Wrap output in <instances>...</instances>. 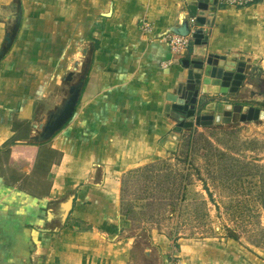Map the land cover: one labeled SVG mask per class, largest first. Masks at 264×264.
Segmentation results:
<instances>
[{"label":"crops","instance_id":"1","mask_svg":"<svg viewBox=\"0 0 264 264\" xmlns=\"http://www.w3.org/2000/svg\"><path fill=\"white\" fill-rule=\"evenodd\" d=\"M16 1L0 0V47ZM194 1L21 0L18 36L0 61V264H130L128 249L136 237L126 238L122 178L157 156L162 129L175 120L169 114L178 87L188 79L182 62L222 67L236 57V68L249 72L240 74L250 89L244 96L240 83L234 77L227 83L226 77L220 95L264 103V0L244 8L218 6L205 25L198 23L207 45L193 42L178 56L162 39L176 33L182 14L189 23L195 18L189 10ZM144 21L152 25L150 33L142 31ZM84 49H93L92 64L72 120L47 143L25 146L19 138L8 146L18 135L16 125L57 96L72 67L48 78L46 56L77 61ZM213 95L208 103L218 101ZM174 124L165 150L180 143ZM27 149L34 153L30 163L17 155ZM72 196L66 222L79 224L67 226L62 204ZM178 243L167 251L175 253L174 264L256 259L235 241L216 250L203 241Z\"/></svg>","mask_w":264,"mask_h":264},{"label":"rangeland","instance_id":"2","mask_svg":"<svg viewBox=\"0 0 264 264\" xmlns=\"http://www.w3.org/2000/svg\"><path fill=\"white\" fill-rule=\"evenodd\" d=\"M75 59L46 56L47 70L54 69L47 71L48 78L54 75L58 78L67 65L72 66L68 73L76 62L83 65L87 61L81 54ZM240 75L235 84L240 83L239 90L244 94L250 88L247 81H242L246 75ZM213 96L224 104L256 106L244 97L229 101L222 94ZM199 98L203 104L210 97L200 95ZM48 104L38 106L32 110L29 120L16 125L18 135L8 146H16L19 138L24 139L25 146L35 145L29 142L32 126L42 118ZM168 118L171 117L168 115ZM170 122L162 129L155 159L130 169L122 178L121 213L130 222L126 238L136 237L128 249L130 264H156L155 251L149 258L144 254L148 238L160 249L164 264L175 263V253H167L168 247L178 249V242L191 241H203L214 250L235 241L240 251L256 258L254 262L248 261L250 264H264V120L237 124H222L217 120L212 126L184 127L179 145L165 150L168 131L173 122L178 126L175 120ZM33 154L28 149L17 152L29 163ZM19 157L15 160L19 161ZM59 221L61 216L57 218ZM66 223L67 226L79 224L76 219Z\"/></svg>","mask_w":264,"mask_h":264},{"label":"water","instance_id":"3","mask_svg":"<svg viewBox=\"0 0 264 264\" xmlns=\"http://www.w3.org/2000/svg\"><path fill=\"white\" fill-rule=\"evenodd\" d=\"M218 7V0H196L189 4L191 14L197 19L199 24L205 25L207 17H214ZM23 17L21 0H17L14 9L6 16L7 30L0 47V61L10 52L18 36ZM176 34L188 36L190 23L186 20L185 14L180 16L178 28L174 30ZM196 46L207 45L208 37L202 29H198L192 35ZM93 49L88 53L87 49L82 51L87 61L81 65L76 62L74 68L66 74L63 79V86L57 96L49 102L44 110L42 118L32 126V135L29 142L41 145L52 140L61 132L72 120L78 104L80 102L88 73L92 64ZM188 68V79L178 87L177 99L171 112V117L178 124L174 128L176 136H180L182 129L192 128L193 126H212L216 125L217 120L222 124H237L240 122H253L264 120V103L253 102L256 106H243L224 104L219 101H212L200 104L199 95L220 94L221 86L226 77L233 74L232 78H237L234 74L242 73L248 75L249 72H241L236 68V57L231 58L224 66L216 67L205 65L203 60H192L182 62ZM242 64H240L241 66ZM241 76V75H240ZM198 104L201 108L198 110ZM206 111H211L207 113ZM74 196L70 197L62 204V221L65 223L73 208ZM147 247L144 254L150 257L153 251L156 252V264H164L163 256L159 248L153 242L146 239Z\"/></svg>","mask_w":264,"mask_h":264},{"label":"built area","instance_id":"4","mask_svg":"<svg viewBox=\"0 0 264 264\" xmlns=\"http://www.w3.org/2000/svg\"><path fill=\"white\" fill-rule=\"evenodd\" d=\"M262 0H218V6L229 8H244L254 5ZM142 31L150 33L152 25L149 21H144L141 24ZM200 29L196 18L190 20V32L188 36L184 37L176 33L167 34L162 41L165 42L171 51L176 55H182L183 52L188 51L193 45L192 35L196 30Z\"/></svg>","mask_w":264,"mask_h":264},{"label":"trees","instance_id":"5","mask_svg":"<svg viewBox=\"0 0 264 264\" xmlns=\"http://www.w3.org/2000/svg\"><path fill=\"white\" fill-rule=\"evenodd\" d=\"M25 139H27L28 137L26 136V137H24Z\"/></svg>","mask_w":264,"mask_h":264}]
</instances>
